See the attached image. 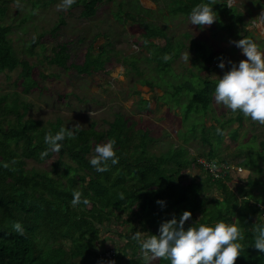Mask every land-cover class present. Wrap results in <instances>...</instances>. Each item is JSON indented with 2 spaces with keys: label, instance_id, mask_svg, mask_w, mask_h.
Wrapping results in <instances>:
<instances>
[{
  "label": "trees",
  "instance_id": "1",
  "mask_svg": "<svg viewBox=\"0 0 264 264\" xmlns=\"http://www.w3.org/2000/svg\"><path fill=\"white\" fill-rule=\"evenodd\" d=\"M9 1L12 0H0V74L20 68L14 85L21 87L22 95H28L37 89L41 92L39 81L33 77L37 64H31L24 57L33 55L38 45L41 50L44 49L39 41L41 36L29 41V45L22 50L23 57L18 54L11 38V34L15 33L14 27L5 23ZM162 1L167 4L165 0ZM172 1L175 4L170 13L184 15L186 18H189L193 6L201 2ZM38 2L40 3H33L32 7L39 6ZM56 2L59 3L60 0H52L50 4ZM114 2L116 1L75 0L69 8L81 7L79 17L87 20L95 16L100 5ZM205 2L214 4L219 17L215 23L219 29L241 26L245 35L239 38L249 35L246 24L250 22L245 20L246 11L237 5L229 7L227 0ZM252 2L256 9L264 10V0ZM45 3L43 6H47ZM118 5L122 7V1ZM139 8L140 11L149 12L140 5ZM250 11L247 9V14L251 16ZM32 15L33 12L22 14L16 27H22ZM63 24L64 21L61 20L51 32H57ZM139 27L137 32L133 28V33L141 35L148 43L150 39L157 37L164 40L160 53L153 42H150L153 46H148L153 48L151 58L157 62L156 66L165 70L167 65L161 54L170 44L167 34L163 36V30L158 25L149 26L146 20ZM192 45L195 50L198 48L197 51L203 47L202 44ZM103 49L104 47L97 55L87 49L82 64L67 65L70 54L64 43L57 46L49 63L65 70L71 68L81 76H93L104 72L105 64L110 60L109 57H103ZM147 53L149 54L148 50ZM221 54L223 53L212 52L200 57L204 63L199 68L200 71L205 72L208 66L221 58ZM179 55L177 53L175 58ZM136 72L140 75L139 70ZM189 72L193 81L176 86L172 92L177 97L184 91L191 95L184 117L186 121L191 113H203L205 117L214 101L216 85L207 77L199 76L190 69ZM194 75L198 77L195 78ZM40 76L43 79L47 75L40 72ZM144 86L157 88L149 83ZM161 90L164 92L163 88ZM159 98L163 100V97H157ZM180 100L181 98L178 101ZM143 103L148 106L149 101ZM28 109L29 106L20 101L17 92L0 94V264H105L108 252L116 264H146L139 256L140 244L132 239V233L143 231L142 238L151 233L158 234L162 221L170 219L173 214L179 217L184 210L192 213L185 227L194 222L196 225L213 224L220 219L239 225L243 248L234 264H264V251L253 245L254 229L264 226V181L248 179L249 187L246 188L239 180V175L221 167L223 164L256 168V160L264 153V133L258 149L247 148L245 158L242 157L239 163L231 164L216 153L223 140L224 126L234 120H238L241 126V114L225 121L215 119L222 132H218L215 127H204L205 130L201 132L202 143L209 146L204 159L190 155L188 148L181 145V148L176 147L175 143L173 148L167 145L163 152H152L157 139L150 130L138 127L136 120L121 113H116L113 120L107 122V129L99 130L95 122H91L88 128H79L78 135L66 137L59 151H49L47 155H42L48 148L45 135L48 132L55 134L64 125L59 118L46 123L40 119L28 118ZM192 130H195L194 126ZM231 135L229 134L232 141H236L238 129L231 131ZM111 138H115L117 142L115 147L119 162L112 164L109 160L106 171H97L90 163L96 154L95 146ZM199 159L214 163L220 178H215L213 173L199 163ZM29 161L49 163L46 168H36L28 167ZM186 167L200 169L205 175L204 179L197 180L196 175L186 174ZM259 183L262 185L260 192L253 194ZM74 189L87 197L86 204L71 203ZM211 190L218 192L219 196L210 197ZM157 199L166 200V206L157 204ZM120 219L123 224L130 226L129 233H118V238L124 239V245L119 251L114 247L100 249L103 229L112 228V224ZM16 221L22 222L23 234L13 227ZM127 255L129 259L126 258ZM150 264L171 262L157 257Z\"/></svg>",
  "mask_w": 264,
  "mask_h": 264
},
{
  "label": "rangeland",
  "instance_id": "2",
  "mask_svg": "<svg viewBox=\"0 0 264 264\" xmlns=\"http://www.w3.org/2000/svg\"><path fill=\"white\" fill-rule=\"evenodd\" d=\"M37 1H40L39 6L32 7ZM51 1L12 0L8 3L5 23L14 27L15 33L11 34V38L18 54L23 57L22 50L37 36H41L39 41L44 47L41 50L38 45L33 55L24 56L31 64H37L33 77L39 81L41 92L37 89L28 95H22L21 87L14 85L20 68L0 74V94L17 92L20 101L29 106L28 118L40 119L43 123L54 122L59 118L64 126L71 128L77 123L81 125L80 128H88L91 122H95L97 129L104 130L108 127L107 122L113 120L116 113H121L136 120L138 127L150 130L157 139L152 152H163L167 145L172 148L174 145H181L189 149L190 155L205 159L204 155L209 151V146L202 143L201 132L205 130L204 127L218 128L215 119L225 121L241 114V126L238 120L224 126L223 140L216 153L222 160L235 164L245 158L247 148L258 149V143L264 133L263 123L218 104L215 97L205 117L203 113H191L186 121L184 117L191 95L186 91L178 97L172 95L176 86L193 81L189 69L199 76L211 79L214 84L230 69L231 65L227 63L226 67L221 69L218 66L219 60H216L205 72H201L199 68L204 66V63L200 57L205 54L222 52L224 58L237 62L246 59L241 49L230 43L245 35L241 26L219 29L214 21L211 25L198 27L191 24L190 18L170 13L175 4L172 0H165L167 4L162 0H115L114 3L100 5L95 16L87 20L79 17L81 7L61 9L57 7V2L50 4ZM119 1H122V7H119ZM252 1L231 0V4L246 11L245 20L250 22L246 24V30L249 32L246 37L254 39L264 48V19L258 17L264 10L256 9ZM44 3L47 6H43ZM139 5L149 12L140 11ZM247 9L251 10V16L247 14ZM32 12L33 15L22 27H16L22 14ZM61 20L64 24L59 26L57 32L52 33V29ZM143 20H146L149 26L158 25L163 30V36L167 34V39H170L168 48L161 54L164 64L167 65L165 70L156 66L157 62L151 58L153 48L148 46L153 42L160 53L164 40L157 37L150 39L148 43L144 37L132 31L136 28L137 32ZM64 43L67 44L70 54L67 65L82 64L87 49L97 55L104 47L103 57L110 59L108 64H105V71L93 76H81L71 68L65 70L51 65L49 59L57 46ZM192 44H202L203 47L197 51L198 48L195 50ZM188 51L190 59L187 56ZM177 53L180 55L175 58ZM165 54H168V59L164 58ZM138 70L140 75L136 72ZM40 72L47 76L42 79ZM147 83L154 84L157 88L144 86ZM157 97H163V100ZM143 101H149L148 106ZM193 126L195 130H192ZM235 129H238V136L236 141H232L229 134ZM254 157L258 158L256 155ZM48 163L49 161L45 164L29 161L28 167L46 168ZM240 168L242 172L237 175L246 188L249 187L248 179L264 181V153L256 160V168ZM185 170L186 174L196 175L197 180L205 177L200 169L186 167ZM261 188L262 185L257 184L253 194H258ZM209 196L219 195L215 190H211ZM129 229L130 226L123 224L122 219L113 223L112 228L103 229L101 238L104 244H100L99 248L104 250L114 247L119 251L125 242L124 239L118 238V233L124 235L130 232ZM139 256L143 258L141 250ZM126 258L129 259V256ZM156 259L157 257L150 263Z\"/></svg>",
  "mask_w": 264,
  "mask_h": 264
},
{
  "label": "clouds",
  "instance_id": "3",
  "mask_svg": "<svg viewBox=\"0 0 264 264\" xmlns=\"http://www.w3.org/2000/svg\"><path fill=\"white\" fill-rule=\"evenodd\" d=\"M75 0H60L58 8L66 9L71 7ZM232 7L231 0L227 4ZM264 19V12L260 16ZM191 24L211 25L218 20V12L214 10V4L201 0L193 6L189 13ZM241 49L246 59L238 62L230 58H224L221 54L218 66L221 69L230 64L229 70L219 77L215 88L214 96L218 104H222L232 111L242 112L245 116L254 121L264 123V48L254 39L243 37L239 40H232ZM190 59V53H187ZM168 59V54H165ZM79 123L72 128L62 126L59 131L53 134L48 132L45 135V142L48 148L42 153L47 155L49 151L57 152L63 147L66 137L78 135ZM222 132L221 129H217ZM115 138L107 142L98 143L95 146L96 153L90 163L97 171H106L109 167V160L112 164L119 162L116 151ZM240 174V173H239ZM87 197L82 192L74 189L72 204L87 203ZM157 204L166 206V200L157 199ZM192 216L191 211L184 210L179 217L175 214L170 219L162 221L159 225L158 234H152L142 238L143 231L132 233V239L140 244V250L146 264L156 257L170 260L171 264H234L236 258L242 254L241 230L236 223H229L223 219L213 224L194 223L185 227L186 222ZM15 230L23 234L22 222L16 221L13 225ZM255 248L264 251V226L254 229ZM105 264H116L114 259H109Z\"/></svg>",
  "mask_w": 264,
  "mask_h": 264
},
{
  "label": "built area",
  "instance_id": "4",
  "mask_svg": "<svg viewBox=\"0 0 264 264\" xmlns=\"http://www.w3.org/2000/svg\"><path fill=\"white\" fill-rule=\"evenodd\" d=\"M199 163L203 166V167H205L206 169H208L211 173H213V176L215 177V178H220V174L218 173V172H216V166H215V164L214 163H210V162H208V161H205L204 159L203 160H199ZM221 167L223 168V169H228L229 171H230V173H236V174H239L240 172H242V170H241V168L240 167H236V166H234V165H232V166H228V165H221ZM106 257L108 258V260L109 259H112V256H111V253H106Z\"/></svg>",
  "mask_w": 264,
  "mask_h": 264
},
{
  "label": "crops",
  "instance_id": "5",
  "mask_svg": "<svg viewBox=\"0 0 264 264\" xmlns=\"http://www.w3.org/2000/svg\"><path fill=\"white\" fill-rule=\"evenodd\" d=\"M140 1H155V0H140ZM148 7V6H147Z\"/></svg>",
  "mask_w": 264,
  "mask_h": 264
}]
</instances>
